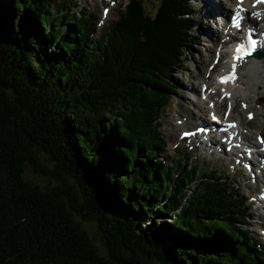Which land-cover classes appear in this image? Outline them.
I'll use <instances>...</instances> for the list:
<instances>
[{"label": "trees", "instance_id": "16d2710c", "mask_svg": "<svg viewBox=\"0 0 264 264\" xmlns=\"http://www.w3.org/2000/svg\"><path fill=\"white\" fill-rule=\"evenodd\" d=\"M55 1L0 0V264H264L245 193L159 158L191 0L154 15L128 0L98 37L94 13ZM26 166L58 185H33Z\"/></svg>", "mask_w": 264, "mask_h": 264}, {"label": "rangeland", "instance_id": "374dc122", "mask_svg": "<svg viewBox=\"0 0 264 264\" xmlns=\"http://www.w3.org/2000/svg\"><path fill=\"white\" fill-rule=\"evenodd\" d=\"M60 1L61 0H56L55 4H58L59 6ZM68 1L70 2V10L73 12L94 13V16L97 18L95 37H98L105 29L108 28L109 25L118 20L120 7L126 4L128 0H113L112 3H108L105 7H98V5L94 6L89 2V0ZM205 1L206 0H191V4L195 9L196 26H198L194 28V34H192L191 43L188 44L190 48L185 53V58L182 62V68L174 72L171 76L172 85L175 86L176 91L173 93H167L169 97V106L164 110L161 119V130L164 134V138L166 139L167 147L165 152L159 155V158L163 159L165 164L168 165H171L174 161L180 158L182 161L189 163L192 166H198V168L200 169V174H203L206 171L218 170L220 175L223 176L229 183L243 191L245 193L243 196L245 205L248 209H250V213L252 215V219L248 222L249 225L244 229L245 240L257 243L264 251V229H261L262 231H259L262 226L264 227V222L261 218L264 216V211L261 212L257 210V206L255 204V198L257 197L256 194L261 192L264 187L263 183H259L260 180L264 181V172L261 171V175H258L257 173L254 174L252 172H249V170H247L246 168H243V164L236 166L234 164L237 162V159L235 157L236 154L234 156H232L231 153L230 155H228L225 151L221 154L219 152L220 150H218V148L213 144L206 145V148L203 149L201 146H199V143H197L195 139H188L187 141H182L180 139V135L183 133L182 132L180 134V132L182 130L185 131L188 128H193L194 125L188 127L184 126L186 124V121L183 122V120H186L187 116L185 115V117L182 113H178L177 110H179V107L181 105L184 107L187 106L189 109H191L188 106L189 104H191V100L189 102V97L194 100V98H196V93L199 92L198 87L201 85V81L198 83L195 82V74L197 73V75H199V71H201V69L202 72H205L207 68L209 74V72L212 70L210 68L212 66L209 64L212 63L213 65H215L214 62H216L217 60H213V56L216 50L219 48V45L221 46V42L218 41V43L213 45L214 47L212 48V44L206 40V36L202 33L204 32L203 30L213 31V29L215 35L219 34L220 32V30H218V25H214L212 22L213 20L210 19L211 11L205 8ZM141 2L147 14H155L158 7V0H141ZM225 3V0L222 1L221 10L227 14V8L226 6H224ZM219 13L220 11L218 10V16L220 15ZM228 15L229 13L227 14V16ZM218 16L217 18H215L216 21H219ZM223 23L224 20L220 22L221 25ZM228 51L229 50L227 48L221 47L218 49L217 53L220 54L223 57V61H225V56ZM222 66L220 69H216V71L224 69V67ZM244 70L245 69L243 68L242 70L240 69L239 77L241 78V85H238V90H236L239 98H237V100L234 102V108L231 107V104H233L234 101L233 99L230 100L228 98H224V94L221 96V94L223 93L222 89L220 90V96L214 95L212 102H216V111H218L219 113H224L225 115L228 114L227 111L229 110V108H231L232 117L234 118V120L242 121L243 132H245L247 135H251V133H253L252 138L253 142H255L254 134H256L257 132H259L260 134H256V136L262 135L264 137V75L257 76L253 72L252 74L251 72L247 74V71H245L246 74L241 75V71L243 72ZM208 74H206V76H208ZM248 76L252 79L249 80ZM255 77L256 80L254 79ZM257 81H259L260 83L258 84ZM210 82H212V80L208 79L206 80L205 84H209ZM253 83H256L258 88L257 86H254ZM191 87L195 88L196 91L190 93L189 91L191 90ZM214 91V89H211L210 93L214 94ZM215 92H217V90ZM246 97L248 98V100ZM242 101H244L246 104H244V102ZM204 103L207 107L208 101ZM242 103L246 105L247 110H243L244 107ZM193 113L195 112L192 111V114ZM204 113L203 119H206ZM248 113L253 114L254 117L252 121L247 120ZM255 123L259 125L261 124L260 130L254 128ZM230 157H232V159ZM40 158L47 167L51 166L48 162H46V159L42 155H40ZM256 170L257 167L253 169V172H255ZM23 178L31 181L33 185H38L41 189L44 190L58 185V182L55 179H52L49 176L42 177L34 173L32 169L27 166L24 170ZM252 178L254 179V181ZM69 181L73 182L71 178H69ZM254 186L257 188L256 191L254 190ZM159 220L160 221L157 222L162 221L161 219ZM170 220L168 218L165 219V221L168 223H170ZM83 229L87 232L92 245L97 249V254L99 256L106 257V254L102 247L103 239L96 225L92 222H84Z\"/></svg>", "mask_w": 264, "mask_h": 264}, {"label": "bare ground", "instance_id": "6f19581e", "mask_svg": "<svg viewBox=\"0 0 264 264\" xmlns=\"http://www.w3.org/2000/svg\"><path fill=\"white\" fill-rule=\"evenodd\" d=\"M257 1L258 0H239V5H238V0H226V3H225L224 6H226V8H227V14L229 13L228 16H227V14L224 11L221 10V3L222 2L220 3V2H217L216 0L215 1L214 0L213 1L212 0H206L205 1V5L204 6H205V8H207L208 10L211 11V16H210L211 18L210 19L213 20L212 21L213 24L214 25H220L219 34L215 35L214 34V29H213V31L212 30L211 31L203 30L204 32H202L206 36L205 37L206 40L209 41V43L212 44V48L214 47L213 45L218 43L221 32L223 34V29L226 30V28L222 27L223 24L221 25L220 22L223 21L224 19H227L231 15L232 11H234V10H235L236 13H240L243 9H245L247 7H248V9H250L251 7L260 9L262 4L258 3ZM227 4H228V7H227ZM218 10L220 11V13H219L220 15L219 16L217 15ZM217 16L219 18V21L215 20V18H217ZM197 26H195V28ZM193 34H194V31H193ZM209 65H211V64H209ZM222 65L223 64L220 63L218 66L216 65V66H214V68L213 67H210V68L211 69L213 68L216 71V69H220ZM222 67H225V66H222ZM228 67L232 71L223 73L222 76H224L226 74H229V73H234L235 78L233 80H231V81H227V82L221 84L219 87L214 88V90L218 91V92H216V96L217 95L220 96V94H221L220 90L222 89L223 93L221 94V96L224 94V96H225L224 98H228L230 100L233 99L234 101H233V104H231V107L234 108V104H235L234 102L237 100V98H239V95L237 94L236 90H238L237 89L239 87L238 85H241V83H240L241 78L239 77L240 76V74H239L240 73V69L241 70H242V68L245 69L243 72L241 71V73H242L241 75L246 74L245 71H247V74H249L250 72L252 74V72H253L257 76L258 75H264V60H258L256 58L254 59V57L251 56L250 58H245L243 60H240L236 66L234 65V66L230 67L228 65ZM205 72L204 71L202 72V69H201V71H199V75H197V73H196L195 74V78H194L195 82H197V83L201 81L200 82L201 85L198 87L199 88L198 90H201V91H202V88H203V84L202 83H205L206 80H208V78H206V74H208V68H207V70H205ZM236 73H237V75H236ZM251 79L252 78L249 77V80H251ZM254 79L256 80V77ZM257 82H258V84L260 83L259 81H257ZM212 84H213V82L209 83V85H212ZM253 85L257 86L256 83H253ZM257 88H258V86H257ZM191 90L196 91L195 88H193V87H191ZM203 95H207V93L204 92ZM209 97H210V99L208 100V103H209V101L212 102V99L214 98V96H213V94L209 93ZM247 100H248V98H247ZM189 102H190V99H189ZM242 102H244V101H242ZM197 103H198V107L197 108L199 109V111L201 113V115L198 116V117H194L193 114H192L191 109H189L187 106H186L187 107L186 108V107L181 105L179 107V110H177L178 113L180 112L184 116L185 115L187 116V117L185 116L186 117V120H185L186 124L184 126L188 127V126H193L194 125L193 128H188L185 131L182 130L180 132V134L182 132L183 133L191 132L195 128L199 127L200 125L208 126V124H209L208 122L209 121H208V119H203V113L205 112V113H207V115H209V112H215V111L211 110V108L206 107V104L203 101H198ZM191 104H192V102H191ZM244 104H246V103L244 102ZM184 113H186V114H184ZM210 118H211V116H210ZM226 118H227V121L229 123L235 122L234 118L233 119L231 117H226ZM254 128L260 130L261 124L259 125V124L255 123L254 124ZM217 132H218V130L216 128L209 129L208 127H205L204 130L201 133L193 134L192 137H190L189 140L195 139L197 141V143H199V146H201L203 149L206 148V145L213 144L215 147L218 148V150H220L219 152L221 154L225 151V146L228 147L229 150H230L231 155L234 156L236 154L235 157L237 159V162L242 163L244 165L243 168H246L247 170H249V172L254 173L253 169L256 168V167L258 169L260 167L259 164L257 163V160H256L257 155H256V153H255V151L253 149V146L255 145V142H253V138H252L253 133H251V135L244 134L245 132L240 134L239 132H236L234 129H232L231 133L229 135L230 137H232V142H230L228 140V137H229L228 134L223 135V138L218 139L217 138ZM256 134H260V133L257 132ZM256 134H254V141H256L257 137H261V135H257L256 136ZM223 141H225V142H223ZM256 145H258V144H256ZM258 147H260V146L258 145ZM230 158L232 159V157H230ZM259 183H262V180H260ZM261 218L263 219V222H264V216L261 217ZM261 229L263 230L264 227L262 226V228H260L259 231H262ZM263 235H264V232H263Z\"/></svg>", "mask_w": 264, "mask_h": 264}, {"label": "snow or ice", "instance_id": "6c2138e0", "mask_svg": "<svg viewBox=\"0 0 264 264\" xmlns=\"http://www.w3.org/2000/svg\"><path fill=\"white\" fill-rule=\"evenodd\" d=\"M238 5H239V0H238ZM233 26L238 27V24L236 23V17H235V16L233 17ZM236 51L239 52L240 49L237 48ZM231 78H232L231 75L226 76V77H222V78H221V82H225L227 79H231ZM213 118L215 119V117H213Z\"/></svg>", "mask_w": 264, "mask_h": 264}, {"label": "water", "instance_id": "95a60500", "mask_svg": "<svg viewBox=\"0 0 264 264\" xmlns=\"http://www.w3.org/2000/svg\"><path fill=\"white\" fill-rule=\"evenodd\" d=\"M255 57L257 58V59H264V51L263 52H257L256 54H255ZM78 220H80L79 218H78ZM81 221V220H80ZM83 223L85 222V221H82ZM93 223V222H92ZM95 224V223H94ZM96 225V224H95ZM97 227V226H96ZM98 228V227H97ZM99 230V229H98Z\"/></svg>", "mask_w": 264, "mask_h": 264}]
</instances>
